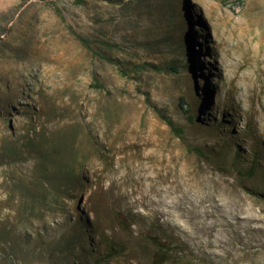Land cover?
<instances>
[{
  "label": "rangeland",
  "instance_id": "1",
  "mask_svg": "<svg viewBox=\"0 0 264 264\" xmlns=\"http://www.w3.org/2000/svg\"><path fill=\"white\" fill-rule=\"evenodd\" d=\"M171 2L181 40L194 34V71L122 76L70 33L121 40L110 0H0V236L20 248L0 264H90L78 243L62 247L87 230L119 249L105 264H150L143 235L167 250L161 264H264V0ZM144 12L131 9L136 26L158 24ZM39 136L76 174L43 205L31 192L51 185L33 182L32 155H3Z\"/></svg>",
  "mask_w": 264,
  "mask_h": 264
},
{
  "label": "trees",
  "instance_id": "2",
  "mask_svg": "<svg viewBox=\"0 0 264 264\" xmlns=\"http://www.w3.org/2000/svg\"><path fill=\"white\" fill-rule=\"evenodd\" d=\"M175 1L179 2V0ZM110 2L117 8L115 21L128 26L127 34L124 33V36H121V40L116 41L112 38H107L101 33V30L96 38H88L70 30L74 39L94 57L114 64L122 76H128L129 73L142 72L149 66L171 74H178L182 70L194 71V66L189 60L190 57L194 56L192 49L194 34L189 31L187 36L181 40V32L185 31V28L183 11L179 5L172 3L171 0H163L160 3L150 2L151 4H147V0H110ZM50 5L60 19L64 20L60 9L55 3L50 2ZM140 5L145 10L144 16L152 19V22L157 21L158 26L156 24L154 26H136L131 9H136ZM140 27L141 29H139ZM151 55L156 56V58L161 57L160 65L149 63L146 60ZM126 57L131 60L135 59V61L130 62L129 66H125L123 62L128 61L125 60ZM181 100L180 107H182L183 98ZM161 117L177 136L182 135L183 128L177 126L165 114H161ZM188 119L192 121V116H189ZM42 137L39 136V140L32 139L33 137L21 140L19 142L20 145H17V140H13L14 142L10 143L3 154L7 157L16 158L24 149L35 159V180L33 182L38 186L45 181L51 185L50 190L39 188V190L31 192V201L38 197L41 199V205L49 196L59 197L66 195L67 190L71 189L69 186L76 179L73 163H70L65 158V148L58 142L53 143L52 140H42ZM48 164L50 168H48ZM257 169L256 165H250L247 168L243 167L242 172L244 171L247 176H252L257 173ZM77 178L80 181L79 174H77ZM89 231L87 230V233L82 231L79 238L71 235L66 236L62 247L68 249L78 243L90 264H105V257L112 258L117 256L119 249L114 243L112 244L108 238H103L100 241L91 240ZM0 238L2 239L0 242V251L2 253L9 256L12 251H19L20 248L14 247L13 242H10L11 240L6 233L2 234ZM141 238L144 250L151 251L150 264H161V257L164 254L168 255L167 250L156 242L155 237L152 235H143ZM23 243L27 247L32 245L27 239Z\"/></svg>",
  "mask_w": 264,
  "mask_h": 264
}]
</instances>
